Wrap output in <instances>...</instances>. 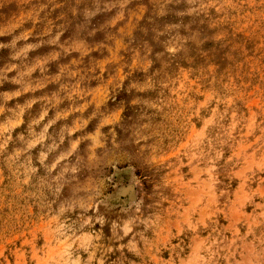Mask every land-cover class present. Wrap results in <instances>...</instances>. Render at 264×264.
<instances>
[{
	"label": "rangeland",
	"instance_id": "rangeland-1",
	"mask_svg": "<svg viewBox=\"0 0 264 264\" xmlns=\"http://www.w3.org/2000/svg\"><path fill=\"white\" fill-rule=\"evenodd\" d=\"M0 264H264V0H0Z\"/></svg>",
	"mask_w": 264,
	"mask_h": 264
}]
</instances>
